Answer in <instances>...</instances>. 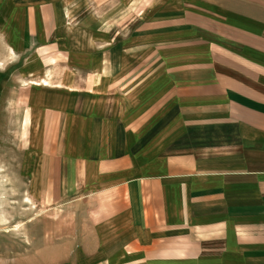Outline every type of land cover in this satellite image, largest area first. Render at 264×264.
<instances>
[{
    "label": "crops",
    "instance_id": "obj_1",
    "mask_svg": "<svg viewBox=\"0 0 264 264\" xmlns=\"http://www.w3.org/2000/svg\"><path fill=\"white\" fill-rule=\"evenodd\" d=\"M91 1L0 0L67 264H264V0Z\"/></svg>",
    "mask_w": 264,
    "mask_h": 264
},
{
    "label": "rangeland",
    "instance_id": "obj_2",
    "mask_svg": "<svg viewBox=\"0 0 264 264\" xmlns=\"http://www.w3.org/2000/svg\"><path fill=\"white\" fill-rule=\"evenodd\" d=\"M86 1L89 10L97 7ZM136 4L140 12L146 2ZM3 49L0 43V264H67L88 218L81 197L72 202L51 195L50 189L44 195L51 182L29 178L26 168L34 161L26 153L28 113L24 84L17 77L21 60Z\"/></svg>",
    "mask_w": 264,
    "mask_h": 264
}]
</instances>
